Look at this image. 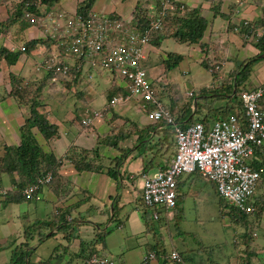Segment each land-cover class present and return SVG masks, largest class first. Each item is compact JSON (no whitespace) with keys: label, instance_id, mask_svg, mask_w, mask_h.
I'll return each mask as SVG.
<instances>
[{"label":"crops","instance_id":"1","mask_svg":"<svg viewBox=\"0 0 264 264\" xmlns=\"http://www.w3.org/2000/svg\"><path fill=\"white\" fill-rule=\"evenodd\" d=\"M81 1L82 0H77L74 9L72 8L70 10H77L78 4ZM98 1L99 5L97 6ZM147 1L148 0H94L92 4V10L106 15L114 14L128 20L135 15L134 13L136 11V6L140 3L147 4ZM174 1L184 3L188 8L199 7L201 14L207 21V26L200 42L195 44H186L187 49L189 50L188 58L190 60H195L201 65L203 64V60L209 58V61H212V63H218L217 65H219L220 68L219 71L213 72L215 81L211 84L220 86V84L227 77L228 79L231 77L233 86L236 83V78H232L233 72L236 70L240 71L245 66L247 59L254 58L256 56L259 57L251 65V73L246 82V87L254 88L257 85L264 83V53L259 54V49L255 46L257 39L256 36L264 34V28H258L256 35L250 33L248 36H244L245 34L242 35L243 33H240V30L242 29L245 22H247L245 25H255V23L258 21L264 22V0H223L217 15L210 10V2L206 0ZM95 2L96 4L94 6ZM0 7L2 8V10H0L1 20L3 15H8L9 6L1 2ZM148 7L150 8V11L155 10V4L151 6L148 4L147 8ZM10 8L12 9V5ZM52 8L54 9L52 10L53 12L55 10L60 11L59 9H61L55 7V5ZM218 16L225 18V21L220 22L217 19ZM32 26L27 27V29L31 28ZM24 33L25 34L23 36L26 40L43 38L42 32L37 36L33 35V32L29 35L27 32ZM170 39L171 38H164L158 47L155 45L154 48L151 46L148 47L147 50L149 52V56L155 58L158 54L166 52H175L180 54L179 52L172 51L165 46L168 44ZM19 41V37H13L10 32H3L2 30L0 31V46L18 47V45L21 44ZM178 43L184 44L180 42ZM39 45H42L41 42L36 43L35 47L31 49L29 54L20 55L17 63L14 65L8 66L4 60L0 61V84L4 83V86L8 84V87L5 86V91L2 93L9 91L10 72H19V68L24 64L28 56H41V54L36 50ZM173 49H175V47H173ZM21 57L22 60H20ZM64 58L66 61L69 60L66 57ZM185 58L186 55L183 54L182 60ZM163 69V66H161V73H163ZM220 71H222V73ZM165 76H169V72L164 73V75L161 77L163 87L168 89L167 83L170 81L172 82V80H169V78H166ZM80 80L78 81L79 84L75 83L73 85V92L68 100L65 99L67 97L66 95H63V97L62 95H59V86L57 87V90H51L55 91L52 92V96L49 95L48 98L45 97L43 100L44 105L41 106V109L46 112V118L49 123L55 124L58 127L57 134L52 137L45 138L37 128L33 127L31 130L41 148L45 152L53 153L54 156L58 158L65 155L70 146H77L86 149L97 148L101 155L102 162H106L108 158L121 156L118 167L122 173V176H118L117 179H112L105 172H94L89 170L78 172L74 168L73 164L66 160L60 167L59 171L64 177L69 179L72 185H74L71 195L66 198L65 201H59L51 189L44 187L34 199L27 201V203L14 200L12 193H14L15 188L8 175L3 174L1 179L0 244L13 239H15L16 243H18L19 240L22 241L21 235L24 234L25 228L31 225V223H33L36 219H51L57 221L55 209L60 211L59 207L64 208L71 205L73 206V209L70 211L69 215L72 217V220L75 218L74 223L67 222V220L56 222L54 227H51L52 229L47 233V235L45 234L46 236L44 239L39 240V242H41L51 236L58 237V244L52 249L48 257L52 260L54 256V264H57V262L58 264H69V258L73 259V256L69 257L68 253H71L72 255L75 253L80 255L79 253L82 251V249H84V252L82 253L90 252V250L93 249L100 255H106V252L110 251L108 248L110 246V249H114L116 253L113 257L117 258L120 254L124 255V250H126L127 243H125V249L119 247L118 245H114L111 243L112 241L110 242L109 234L105 237L103 242L95 240L96 235L98 234L97 232H102L106 227L110 226L109 216L111 218V214H113L112 211L115 206L118 207V210L122 211L126 204L132 202L136 203L138 201L137 199H140L141 180H134V178L132 179L131 176H137L136 173L142 169V155L145 159L149 158L151 155L152 157L149 160H151L153 156L155 157L153 161L154 169L150 170L154 172L155 170L167 165L169 160L167 155L173 153L175 150V144L170 142L173 140L171 138V136L173 137V134L168 135V150L165 149L166 153H163L162 156H160V152L157 149H150V146H152L151 144L153 143L152 141L155 138H160L162 135L161 132L163 130L161 126L147 119V115L139 104V100L131 99L130 101H119L116 104H120L122 107L118 109V111H116V105L114 109H111L110 107L109 109H105L104 113L103 109L101 108L90 110L87 108V106H80L78 102L83 101L86 90L84 87L80 86ZM203 87L207 88L209 86L200 85L199 89ZM110 88L111 87H109V89ZM109 92L108 94L107 92L104 93L106 94L107 102L109 98L108 96L112 94V92ZM232 93L231 95L214 94V97L217 96L220 98H228L229 96L233 95ZM206 94L199 95L197 93L196 95H199V97H197L196 100L198 99V102L200 103V98L207 96ZM209 94L213 96V94ZM167 95L168 93H166V97L162 99L163 103H166L171 98L169 95ZM174 99L178 100V98ZM194 101L195 99L192 102ZM106 105L108 104H104V106ZM79 111H81L80 116H77V112ZM94 111H99V114L95 115L93 113ZM28 116L29 111L26 110V107L17 106L13 97L7 96L5 99L0 101V147L2 144L16 145L19 143L20 137L17 136L16 129H19ZM85 116L92 117V123L89 124V126L83 125L81 123V120ZM120 131L127 134V136L121 138L117 146H113V137L115 134L120 133ZM39 133L43 137H41L42 141H40L39 137H37ZM165 134L166 133L163 135L165 136ZM122 152L125 153L123 157L121 155ZM1 154L2 153L0 152V155ZM261 154L256 153L253 156L251 163L257 166H264V158ZM196 178L197 176H194L193 174H183L178 178L177 193L180 197H182V194L184 193V191L181 190V185H187L186 193H188L191 186L196 183ZM78 189H86L88 193H91L90 198L88 197L85 199L83 195H80L81 191ZM261 192H264V184H260L258 187V194ZM52 194L55 196H51ZM36 200L40 202L39 204L41 206V212L39 213V216L34 217L33 213L38 211V207H40L35 203ZM90 202L92 203L89 206ZM23 206L28 207L26 208L27 212L22 214L21 207ZM93 207L99 210L100 213H102L104 210L107 211V214H104V217H106V215H108V217L103 221H99L98 219L91 221L81 217L88 211L89 208L92 209ZM137 212L135 210L136 217L138 216ZM140 216V226H137L136 230H133L136 232L129 231L132 235L138 234L139 232H149L146 230L143 213L142 215L140 214ZM129 218L127 219L125 225L124 221L126 217L121 219L114 229L122 231L129 222ZM263 220L264 213L262 214V217L253 220L254 226L262 224ZM71 224H73V227H69L67 229V227ZM63 239L65 243L61 242ZM253 241H255V239ZM58 245L60 246L58 247ZM142 247L143 246H141V248ZM8 249L11 251V248H5L0 250V252H7ZM6 259L7 254L0 253V264H9L6 263ZM242 263L243 260L239 258H235L234 263L229 261V264ZM81 264H84V262ZM122 264H125V262ZM126 264L131 263L126 262ZM150 264H152V262ZM170 264L173 263L170 262Z\"/></svg>","mask_w":264,"mask_h":264},{"label":"built area","instance_id":"2","mask_svg":"<svg viewBox=\"0 0 264 264\" xmlns=\"http://www.w3.org/2000/svg\"><path fill=\"white\" fill-rule=\"evenodd\" d=\"M159 3L161 8L156 16L149 15V25L143 31L136 29V21L131 27H125L122 22L95 12L87 18L74 13V20L69 19V14L64 11L50 10L41 18L27 12L26 17L32 23L39 19L46 34H49L48 25L51 24L53 35H49L60 39L62 46L53 47L37 63V68L52 73V81H56L59 75H69L73 68L82 70L84 65L117 72L125 80L128 94L123 98L113 96L109 101L111 105L139 97L148 120L161 127L174 126L176 150L168 166L151 176H142L141 198L143 204L152 210L154 220L162 211L168 219L173 217L177 180L182 174L194 172L213 182L218 194L226 201L250 211L252 208L245 200L253 193L259 179L258 171L251 167L250 161L256 150L264 145V111L259 104L264 95V84L240 93L239 114L218 119L210 127L200 122L179 127L174 116L155 96L152 81L142 66L145 58L143 46L148 42L149 32L160 29L163 18L173 9L170 0H160ZM20 50H24V46ZM64 57L72 62L65 61ZM150 105L153 106L151 109L148 108ZM90 122L88 117L83 120L84 124ZM51 179V173L47 172L33 185L25 187L23 194L29 198L37 195L36 191ZM152 257V254L148 255L143 264ZM170 257L179 260L176 251H172ZM85 264H112V261L94 253Z\"/></svg>","mask_w":264,"mask_h":264},{"label":"trees","instance_id":"3","mask_svg":"<svg viewBox=\"0 0 264 264\" xmlns=\"http://www.w3.org/2000/svg\"><path fill=\"white\" fill-rule=\"evenodd\" d=\"M6 0H0L1 2H5ZM60 0H18L12 5V9L8 11V15L6 19L3 21L0 20V31L3 32H9L8 28L11 26H16V29L11 32L13 37H19L21 44L24 45L25 49L24 52L20 50L11 51L6 46H0V61L4 60L8 66L14 65L17 63L19 56L21 53L29 54L31 52V49H33L36 45V43L41 42L42 45H44L47 48H50L53 44L56 47L61 48L59 42L60 39L51 38L50 36H47L45 38H35V39H29L26 40L24 38L23 31L27 29V27H30L32 25V22L30 21L29 17H26V13L29 12L32 15H36L37 17L41 18L46 15V13L50 10H52L53 6L57 3H59ZM160 0H158L155 3V8L159 10L161 8V5L159 3ZM210 2V10L214 14H218L222 1L223 0H206ZM94 0H82L78 4V12L80 15L84 18L89 17V14L92 11V4ZM171 4H173V9L168 11V15L163 18V29L162 30H156L150 33V43L154 46H159L161 44V41L164 38H171L174 39L180 43H197L200 42L201 38L203 37L204 31L207 26V21L203 17V15L200 12L199 7H192L188 8L184 4V8H181V2H177L174 0H170ZM148 4L140 3L136 6V19H137V27H139L141 30H143L148 22L150 21L147 14L150 12V8H147ZM151 6V5H150ZM264 21V20H263ZM256 25V26H255ZM255 25L247 24L243 25L242 29L240 30V33L244 36H248L250 33H253L254 35L257 34V29L260 27L264 28V22L258 21L255 23ZM22 34V35H20ZM255 46L259 49V54L264 53V34H261L256 42ZM37 47V46H36ZM164 54V59L162 60V66L164 68L163 73H168L170 70L175 69L178 64L183 59L182 54L173 53V52H166L162 53ZM259 56H256L254 58L247 59L245 62V66L240 71L233 72V77L236 78V83L232 86V80L231 77L228 79V77L220 84V86H216L214 89L211 90V94H224V95H231L227 98V102L224 105L213 107L209 106L210 103H199L197 104L196 112L202 113L203 110H207L206 113H202L200 116L192 117L189 122H201L205 125V127L209 126L210 122L217 119H223L226 118L230 114H239L241 111V102H240V93L243 91H250L253 88L246 87V82L248 80V77L251 73V65L253 62H255L258 59ZM203 65L205 68L209 69L212 68L215 64L218 63H212V61H209V58H206V61L203 62ZM220 64V63H219ZM202 65V66H203ZM23 66V65H22ZM21 66V67H22ZM24 76L20 73H9V86L10 90L9 92L1 93L0 94V101L5 99L7 96H11L15 98V101L18 106H26L30 108V116L25 119L24 123L20 126V141L16 145H4V151L0 155V187L2 188V176L3 174H6L10 177L12 180V183L14 184V193H12L14 200L18 202H25L29 201L31 198L26 197L23 194V189L25 187L33 185L38 178L43 177L47 172H50L52 175V179L43 185L42 188L48 187L51 189L57 199L59 201H65L66 198H68L71 195V192L74 188V185L70 183L69 179L64 177L59 169L64 164L66 160L70 161L74 168L78 172L82 171H94V172H105L109 177L112 179H117L118 177V164L120 161L121 156L119 157H112L108 158L106 162L101 161V155L97 148H91L86 149L82 147L77 146H70L68 150L66 151V154L62 157H55L53 153L51 152H45L41 146L38 144L35 136L33 135L31 129L33 127H37V129L40 131V133L45 137L49 138L57 134L58 127L55 124L49 123V121L46 119V117L38 113L36 107L40 105V101L42 99V96L44 93H46V90L51 87L53 83L50 82L52 78V73L47 72L42 78L36 80L33 79L28 80L27 84L25 83L24 86L22 85V78ZM58 77L62 78L61 75ZM66 77V76H64ZM167 88L163 87L161 90V93L157 92L155 89V95L159 101L162 102V99L164 98L165 94L168 93V95L171 97L166 103H163V106L165 109L170 110L171 113L175 116V119L178 121L184 120L190 115L191 111V104L192 99L188 98L187 101L184 103H179L181 99L176 100L171 96V85L167 84ZM207 88L203 87L199 89L198 94H206ZM116 94V90L113 91L111 95H109V99L113 95ZM167 95V96H168ZM177 97V96H176ZM262 110L264 111V95L260 99L259 102ZM153 106H149V108H152ZM174 109V110H173ZM176 110V111H175ZM186 126V124L182 125ZM166 133L173 132L172 128H168L165 130ZM127 136V134L120 131V133L115 134L112 140V145L117 146L119 140L123 137ZM168 134H165V140L162 142L160 141L159 144L166 145L169 144L167 140ZM151 149V148H150ZM264 145L259 147L257 149V154L263 155L264 158ZM125 153L122 152L121 155H124ZM143 157V171H146L152 166L153 159L151 160H145ZM264 160V159H263ZM254 166L259 168L258 170L261 172V175L263 176L262 179H264V166L263 165H255ZM194 176H199L203 178L207 183H210L213 185L212 182L207 180L203 175L199 174L198 172L191 173ZM183 175V174H182ZM178 185L176 186L177 189ZM36 191L37 194L41 191ZM80 190L81 194L86 198H90V194L86 189H78ZM35 192V193H36ZM88 194V195H87ZM85 198V199H86ZM263 196L258 195L257 200L255 201V205L257 208H259V214L258 218L261 217L263 211H264V204L260 207V205L263 203L262 201ZM219 207H230L234 210V213L232 215L235 218H238V215L240 217H243V219L246 221L248 215L237 209L236 207L230 206L226 204L225 201H223L221 198ZM139 200V199H137ZM181 200V197L178 195L176 198V209H175V216L173 219V222L179 220L178 215V206L179 202ZM60 211L56 214V220L51 219H36L31 225L27 226L25 228V238L26 242L23 246H28L30 239L34 238L36 235H38L39 240L44 239L46 236L44 233L41 232V225L45 228L47 227H54L56 222H59L61 220H66L67 215H69L70 211L73 209V206H67V207H59ZM56 210V209H55ZM118 210V207H114L112 213L113 218L115 217L116 211ZM143 219L144 223L146 225V230L151 232L155 230V224H168L169 221L166 220V218H160L157 220V222L151 221V217L149 215V212L146 211L144 208L143 210ZM237 213V214H236ZM70 216V215H69ZM115 220V219H114ZM260 220V219H259ZM258 220V221H259ZM73 223L75 221V218H73ZM120 221H118L119 223ZM117 222L115 223L118 224ZM178 223H176L177 225ZM115 226H110L109 228H106L102 232L98 231L95 240L103 242L105 237L111 232L112 228ZM242 243L245 244L246 248L250 247L251 241L253 243L254 238H252L250 235L247 237L246 233L242 234ZM24 241L22 240L20 243H16L15 239L3 242L0 244V250H3L5 248H11V261L9 264H45L48 263L49 260H41L35 263H32L29 260V257L33 254L34 250H24V248L21 246V243ZM15 244V246H13ZM158 245V243H155V246ZM60 245H58L59 247ZM63 246V245H62ZM57 247V248H58ZM177 250L180 255H182L184 258L190 260L191 258L187 257L188 253H185V251ZM163 251V247L161 248ZM84 252V249L79 253L83 257V262L85 264V259L88 258L89 254L95 253L93 249L90 250V252ZM246 255H249V252H246ZM194 258L193 256H191ZM60 258V257H59ZM58 258V259H59ZM28 260V263L27 261ZM54 260V256L53 259ZM57 260V259H56ZM58 261V260H57ZM69 264H74V260L69 258ZM50 264V263H49ZM54 264V263H52ZM58 264V262H57ZM190 264V263H189Z\"/></svg>","mask_w":264,"mask_h":264},{"label":"rangeland","instance_id":"4","mask_svg":"<svg viewBox=\"0 0 264 264\" xmlns=\"http://www.w3.org/2000/svg\"><path fill=\"white\" fill-rule=\"evenodd\" d=\"M76 1L77 0H62L59 3L55 4V7L61 8L59 10H62L66 14H69L68 18L74 20L75 16L70 14L73 13V10L70 9H74ZM148 1L146 2L147 4L154 5L158 0ZM95 4L96 2L94 3V6ZM10 5L11 3L8 2V6ZM98 5L99 1L97 6ZM0 10H2L1 7ZM6 17V15H3L1 20L3 21L4 19H6ZM217 19L220 22L225 21V18H221L220 16H218ZM36 20L37 22L34 21L32 23L33 26L31 28L25 29V31H23V34H25L24 32H27L28 35L32 34L33 32V35L35 36L40 35L41 32L43 33V35L46 34L44 32V28H39V19ZM15 29L16 26H11L10 28H8V31L11 33ZM48 29L49 34L53 35L51 24L48 25ZM165 46L171 49L172 51H177L182 55H186V58L182 60L175 69L169 71V76H165L166 78H169V80H172V82L170 81L167 84L171 85L172 87L171 96L173 98H178L179 100L181 99L179 103H184L185 101H187L188 98H191L193 101L195 98L199 97V95L196 94L199 91L200 85H207L209 86L207 87L208 93L206 94L207 96L200 98L201 103H210L209 106L213 107L226 104L227 98H220L217 96L214 97L209 94L213 93L211 92V90L216 87L215 85L211 84L215 81L213 72H216V69L213 70L214 66H212L211 70V68L207 69L204 67L203 64L200 65L195 60H190L188 58L189 50L187 49L186 43L179 44L178 41L170 39L168 41V44H166ZM173 47H175V49H173ZM164 57V54H158L155 58L148 55V58L145 60L146 71L149 77L153 79L154 86L157 92L159 93H161V90L163 89L161 78L162 76H159V74H161L162 60L164 59ZM41 59L42 57L39 55L28 56L23 66L19 68V72L24 76L22 78L23 86L25 83L27 84L28 80H38L44 76L43 70H36V63L39 62ZM20 60H22V57L20 58ZM205 61L206 60H203V62ZM68 62L71 63L72 61L68 60ZM220 72L222 73V71ZM115 76H117V72L112 73L107 70L89 67V65H87L86 71L82 72L80 80V86L86 89L84 94L85 96L83 98V101L78 102V104L80 106H87V108L90 110L101 108L103 109L104 113V104L107 103V97L104 92L111 86L112 79ZM57 85H61V83L58 81ZM5 86L8 87V84H6ZM5 86L4 83L0 84V94L5 91ZM52 89L57 90V87L55 86ZM69 90L71 91L70 88ZM62 91L65 90L62 89ZM190 91L193 92L192 96L188 95ZM52 92L55 91H49L47 95L52 96ZM59 95H62V97L63 95H66V100L70 98V95L68 94L59 93ZM164 97H166V94ZM139 102L142 103V100H139ZM115 106L116 111H118V109L122 107L120 104H114L110 108L114 109ZM206 111L207 110L205 109L202 111V113H206ZM195 112L196 111L193 109L190 111V114L193 117H197L198 115L200 116L202 114H195ZM80 113L81 111L77 112V116H80ZM16 134L18 137H20V129H16ZM37 137H39L40 141H42L43 137L40 133ZM157 140L158 138L155 139L156 143ZM4 145L5 144H2L0 147L1 153L4 151ZM159 146V143H157L156 145L154 143L153 149L156 150ZM149 157L151 158L152 156L150 155ZM181 190L184 191V193L182 194L178 206L179 208L177 213L180 216L178 222H169L168 225L164 223L156 224L154 232H139L138 234L134 235L129 232L136 230V227L140 226V214L142 215V204L139 200L136 203L132 202L126 204L125 208L122 211L117 210L114 218H110L109 216V223L111 226H115L116 222L118 223V221L126 217L124 221L125 225L127 219L130 216L129 222L122 231L115 230L114 228H112V231L109 234V239L110 242L112 241V244L118 245L119 247L125 249L124 246L125 243H127L126 250H124V255L120 254L116 258L113 257L116 254L115 250L112 248L110 249L109 246L108 248L110 251H107L106 255L100 256H103L107 259H114L116 263L121 264L124 262L125 264L126 262H130L131 264H142V261L146 256V252L150 249H154V251L157 252L158 256L156 257V260L152 261V264H162V262L165 260V257L161 253L162 247L166 250L167 253L171 251L172 248H176L181 251L183 250L185 251V253H188V249L190 248V256L194 257L190 259V264H229V261H232L234 263L235 258L243 260L242 264H264V220L262 221V224L257 225L255 227L253 222L245 225L244 223L246 221L243 219V217H240L238 215V218H235L232 215V213H234V210L230 207H222L219 209L220 199L217 196L214 187L199 176H197L196 183L191 186L190 191L188 193H186L187 185L184 186L182 184ZM53 195L54 194H52L51 196ZM23 203H27V201ZM35 203L37 204V206H40V202L38 200H36ZM91 203L92 202L89 203V206ZM23 207H21L22 214L27 212L26 208L28 206ZM135 210L136 212H140V214L139 212H137V217ZM104 211L100 213L99 210L95 209L94 207L92 209L89 208L88 211L81 217L91 221H94V219L103 221L105 220V218L108 217V215L104 217V214H107V211ZM40 212L41 206L38 207V211L33 213L34 217L39 216ZM151 214L152 211L151 209H149V215ZM258 217V214L252 216V218ZM176 223L178 224L176 225ZM40 227L42 228L41 232L46 235L52 229L51 227L45 228L42 225ZM69 227H73V224L69 225L67 229ZM244 233H246L247 237L250 235L252 238L255 239L253 243L251 241L249 248H246L245 244L242 243V238H245L242 236V234ZM21 239H23L24 241L23 243H21V246L24 248V250H27L26 248L34 250L31 257H29V260H31V262L33 263L41 260L50 259L48 257L52 249L58 244L59 241L58 237L51 236L39 242V237L38 235H36L34 238L30 239L29 244L26 247L23 246L26 242L25 233L21 235ZM20 242L21 240L18 241V243ZM61 242L65 243L64 239ZM155 243H158V245L155 246ZM141 246L143 247L141 248ZM246 252H249L248 256L246 255ZM0 253L7 254L6 263H10L12 252L8 249L7 252L2 251ZM68 255L69 257L73 256L75 264H81L83 262L82 256L76 253L74 255L68 253ZM87 259H85V261ZM54 262L55 259L48 261V263L50 264ZM164 263L170 264V261L167 260Z\"/></svg>","mask_w":264,"mask_h":264},{"label":"clouds","instance_id":"5","mask_svg":"<svg viewBox=\"0 0 264 264\" xmlns=\"http://www.w3.org/2000/svg\"><path fill=\"white\" fill-rule=\"evenodd\" d=\"M8 2H10L11 3V5H13L14 3H15V1L14 0H6L4 3L6 4V5H8L7 3ZM10 5V6H11ZM182 5L184 6V3H182ZM10 6H9V10L11 9L10 8ZM184 8V7H183ZM52 10H54V9H52ZM51 10V11H52ZM55 11H57L58 12V10H55ZM60 11H62V10H60ZM158 10L155 8V10H151L150 12H149V14H148V17H149V15L150 14H152V15H154V16H156L157 15V12ZM53 12V11H52ZM91 12H95V13H97L96 11H91ZM74 13H76V14H78V15H80V13L78 12V8H77V10H75V11H73V13H70V14H74ZM97 14H100V15H105V16H108L110 19H114V20H117V21H120V22H122L123 23V25L125 26V27H131L132 26V22H135L136 21V15H134V16H132V18H130V19H125V18H123V17H120V16H116V15H114V14H101V13H97ZM247 22H245V24H246ZM244 24V25H245ZM148 25H149V22H148V24H147V26L143 29V30H145V29H147V27H148ZM32 26V25H31ZM39 28H41V27H39ZM136 29H139V30H141L139 27H137V22H136ZM163 29V26L160 28V29H158V30H162ZM142 30V31H143ZM153 31H156V30H153ZM153 31H150L149 32V35H148V42L143 46V53H144V55H145V58L142 60V66L145 68V60L147 59V57H148V55H149V52H148V47H153L154 48V46L150 43V33L151 32H153ZM43 34V33H42ZM261 35V34H260ZM47 36H50L51 38H55V37H52L51 35H49V34H45V35H43V38H45V37H47ZM258 36L259 35H257L256 36V38H258ZM56 40H57V38H55ZM257 40V39H256ZM146 45H147V47H146ZM21 46H24V45H22V44H20V45H18V47H8L11 51H16V50H20V47ZM53 47H55L53 44L51 45V47L50 48H47V47H45V46H43V45H39V47L36 49L37 51H38V49H39V52L38 53H40L41 54V56H42V58H43V56L44 55H47L50 51H51V49L53 48ZM43 49V51H40V49ZM24 49H25V47H24ZM59 49V48H58ZM20 51H22V52H24V50H20ZM22 54H26V53H21L20 55H22ZM20 57V56H19ZM42 60V59H41ZM40 60V61H41ZM65 60V59H64ZM70 60V59H69ZM66 61V60H65ZM38 63V62H37ZM37 63H36V70L38 71V70H43L44 71V75L47 73V71L46 70H44V69H39V68H37ZM224 64V63H223ZM86 66L87 65H84L83 66V69L82 70H79V71H75V69L73 68V69H71V71H70V74L69 75H67L66 77H62V78H58L56 81H52V80H50V82L51 83H53L52 85H51V87H49V89H47L46 90V93H44V95L42 96V99H41V101H40V105H38L37 107H36V109H37V111H38V113H41V114H44V116L46 117L47 116V114H46V112L44 111V110H42L41 109V106H43L44 105V103H43V100H44V98L46 97V98H48L49 97V95H47V93L49 92V91H51V89L53 88V87H58L59 86V88H60V91H59V93L60 94H68V95H72V92H73V90H72V88H74L73 87V85L75 84V83H77V84H79V80L81 79V75H82V72H84V71H86ZM219 65H214V68H213V70L214 69H216V72L217 71H219ZM99 69V68H98ZM218 69V70H217ZM103 70H106V69H103ZM145 70H146V68H145ZM211 70H212V68H211ZM107 71H109V70H107ZM163 71H164V69H163ZM111 72V71H110ZM113 73V72H112ZM146 73H147V71H146ZM164 73H161L159 76H162ZM147 75H148V73H147ZM148 77H149V75H148ZM78 79V80H77ZM149 79L152 81V85H153V87H155L154 86V81H153V79H151L150 77H149ZM60 82L61 83V85H57V82ZM112 86H110L111 88L108 90H106V92H107V94H108V92L110 91V92H112L113 93V91L114 90H116V94L115 95H113V96H121L122 98L123 97H125L127 94H128V89H127V87H126V82H125V80L119 75V74H117V76H115V77H113V79H112ZM262 84H264V83H262ZM260 85V84H259ZM258 86V85H257ZM256 86V87H257ZM65 88H67V89H65ZM69 88L71 89V91L69 90ZM255 88V87H254ZM253 88V89H254ZM62 89H64L65 91H62ZM156 89V88H155ZM9 90H10V88H9ZM49 90V91H48ZM7 92H9V91H7ZM63 92V93H62ZM67 92V93H66ZM106 92H104V93H106ZM109 92V93H110ZM188 95L189 96H192L193 95V92L192 91H190L189 93H188ZM112 96V97H113ZM156 96V95H155ZM111 97V98H112ZM14 99V101H15V98H13ZM132 99H135V100H141L139 97H134V98H132ZM131 100V99H130ZM129 100V101H130ZM109 101H110V99L108 98V102H107V104L108 105H106L105 106V108H104V110L105 109H109V107H111L112 105L109 103ZM16 102V101H15ZM143 102V101H142ZM161 102V101H160ZM162 103V102H161ZM17 104V103H16ZM139 104L140 105H142V103H140L139 102ZM197 104H198V99H197V101H196V98H195V101L194 102H192V106H191V110H195L196 111V108H197ZM163 105V104H162ZM18 106V105H17ZM194 106V107H193ZM20 107V106H19ZM26 107V106H25ZM148 108H149V106H148ZM143 109V108H142ZM149 109H151V108H149ZM26 110L27 111H29V116L31 115L30 114V108H28V107H26ZM170 113H171V111L170 110H168ZM99 111H94L93 113L95 114V115H97V114H99L98 113ZM145 112V111H144ZM146 113V112H145ZM172 114V113H171ZM236 114V113H235ZM146 115H147V113H146ZM173 115V114H172ZM231 115V114H230ZM28 116V117H29ZM174 116V115H173ZM229 116V115H228ZM27 117V118H28ZM86 117H88V118H90L91 119V122L89 123V124H91L92 123V117L91 116H85L84 118H86ZM193 116L190 114L189 115V117L187 118V119H185V120H182V121H178V120H176L175 119V116H174V119H175V121L177 122V124H178V126L179 127H186L187 125H189L190 123H193V122H189L190 120H191V118H192ZM26 118V119H27ZM84 118L81 120V123L83 124V125H86V126H89V124H84L83 123V120H84ZM47 119V118H46ZM147 119H148V117H147ZM218 120V119H217ZM25 121V120H24ZM150 121V120H149ZM216 120H213V121H211L210 122V124H209V126H207V127H210L214 122H215ZM151 122H153V121H151ZM194 122H197V121H194ZM24 123V122H23ZM153 123H155V122H153ZM201 123V122H200ZM156 124H158V123H156ZM184 124H186V126H182V125H184ZM203 124V123H202ZM158 125H160V124H158ZM204 125V124H203ZM205 126V125H204ZM34 128H37V127H34ZM168 128H172V131L173 132H169V133H166L165 132V130L166 129H168ZM162 132H161V137L160 138H158V140H157V143H159L160 141H164L165 139V136L163 135L164 133H166V134H168V135H172L173 134V137L171 136V138L173 139L172 141H170L172 144H175V150H176V143H175V133H174V131H175V129H174V126L173 125H167V126H164V127H162ZM32 131V130H31ZM33 133V132H32ZM34 135V134H33ZM156 139V138H155ZM155 139L152 141L153 143L151 144L152 146H150L151 147V149H153V144L155 143V145L157 144L156 143V141H155ZM167 142H168V136H167V140H166ZM167 145L168 144H164V145H162V147H161V145L157 148V150L160 152V156H162L163 155V153H166V150L165 149H167L168 150V147H167ZM175 150L173 151V153H170V154H168L167 155V158L169 159L168 160V163H167V165L166 166H163V167H161L160 169H158V170H162V169H165L167 166H168V164H169V162H170V160H171V158L173 157V155H174V153H175ZM256 153H257V150H256ZM255 153V154H256ZM173 154V155H172ZM140 156H141V154H140ZM172 156V157H171ZM122 157H123V155H122ZM154 156H153V161H154ZM150 159V157L149 158H147V159H145V160H149ZM252 161V160H251ZM251 161H250V163H251ZM120 163V162H119ZM119 165V164H118ZM251 167H253L254 169H256L257 171H258V173H259V179L257 180V183H256V186H255V188H254V191H253V193L250 195V196H248V198L245 200V203H246V205L247 206H249V207H251L252 208V210H250V211H244V210H242V209H240L239 207H237L236 205H234V204H231V203H229L228 201H226L224 198H222L219 194H218V192H217V190H216V187H215V185H214V183H213V185L211 184V186H213L214 187V189H215V192L217 193V196L219 197V198H221L223 201H225L226 202V204H228V205H230V206H233V207H236L237 209H239L240 211H242L243 213H245L246 215H248V217H247V220H246V222L244 223L245 225H247V224H249V223H251V222H253V220L254 219H256V218H252V216L253 215H256V214H259V208H257V206L255 205V201L257 200V196L258 195H262L263 196V198H262V201H263V203L260 205V207L264 204V192H261V193H259L258 194V187H259V185L260 184H264V179H262L263 178V176L261 175V172L258 170L259 168L257 167H255L254 166V164L253 163H251ZM117 169H118V176H122V173L120 172V170H119V167H117ZM151 169H154L153 168V162H152V166L149 168V169H147L146 171H143V166H142V169L139 171V172H137L136 174H137V176H135V177H133V176H131L132 177V179L134 178V180L135 179H140L141 180V182H140V190H142L141 189V184H142V176L143 175H148V176H151L152 174H154L155 172H157L158 170H155L154 172L153 171H150ZM153 172V173H152ZM189 174H191V173H189ZM178 181V180H177ZM211 182V181H210ZM176 192H177V189H176ZM38 195V194H37ZM37 195H35V196H33L30 200H32V199H34ZM177 196H178V193H177ZM177 196H176V198H177ZM139 201H140V203L142 204V212H143V210H144V208L146 209V211L147 212H149V208L148 207H146L144 204H143V201H142V198H141V194H140V199H139ZM175 207H176V205H175ZM174 207V209H173V211H172V213H173V217L172 218H170V219H168L167 218V216L166 215H164V213H163V211L160 213V216H159V218L158 219H153V217H152V214L150 215V217H151V221H154V222H157V220H159L160 218H166V220L167 221H169V222H173V219H174V216H175V208ZM219 209H220V207H219ZM152 211V210H151ZM55 212L57 213L58 212V210H55ZM263 213H264V211H263ZM262 213V214H263ZM261 217H262V215H261ZM111 218H113V214H111ZM66 220H67V222H70V223H73V222H71L72 221V217L71 216H67V218H66ZM161 224H163V223H161ZM169 224V223H168ZM167 224V225H168ZM111 226V225H110ZM109 226V227H110ZM155 226H156V224H155ZM109 227H106V228H109ZM255 227V226H254ZM105 228V229H106ZM115 228V227H114ZM112 231V230H111ZM244 231H245V229H244ZM151 232H154V231H151ZM110 234V233H109ZM241 235V234H240ZM23 240V239H22ZM27 250H30V249H28V248H26ZM172 251H176L178 254H179V260H175V259H172L171 257H170V253L172 252ZM190 251H191V249H189L188 250V255H187V257H189V258H192L191 256H190ZM96 254H98L97 252H95ZM161 253L163 254V256L165 257V260L162 262V264H165L164 262L165 261H167V260H169L171 263H173V264H189V261L190 260H188V259H186V258H184L182 255H180V253L177 251V250H175L174 248H172L171 249V251H169L168 253L166 252V250L163 248V251L161 250ZM92 254H94V253H92ZM92 254H90V255H88V258L92 255ZM150 254H152L153 255V257L152 258H149V260H148V262L146 263V264H150L151 262H152V260H156V257H157V252H155L154 251V249H150V250H148L147 252H146V256L144 257V259L146 258V257H148V255H150ZM98 255H100V254H98ZM144 259H143V261H144ZM109 261H112V264H118V263H116V261L114 260V259H108ZM27 261V263H28V260H26ZM85 261V260H84ZM143 261H142V264H143ZM38 262V261H37ZM86 262V261H85Z\"/></svg>","mask_w":264,"mask_h":264},{"label":"water","instance_id":"6","mask_svg":"<svg viewBox=\"0 0 264 264\" xmlns=\"http://www.w3.org/2000/svg\"><path fill=\"white\" fill-rule=\"evenodd\" d=\"M197 101V100H196Z\"/></svg>","mask_w":264,"mask_h":264}]
</instances>
